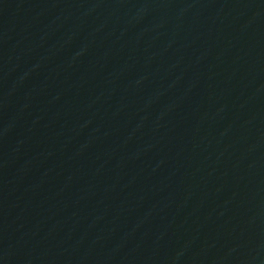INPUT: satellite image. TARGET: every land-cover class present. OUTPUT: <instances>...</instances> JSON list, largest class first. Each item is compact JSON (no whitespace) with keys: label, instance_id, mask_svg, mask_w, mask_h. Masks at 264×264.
<instances>
[{"label":"water","instance_id":"water-1","mask_svg":"<svg viewBox=\"0 0 264 264\" xmlns=\"http://www.w3.org/2000/svg\"><path fill=\"white\" fill-rule=\"evenodd\" d=\"M0 264H264V0H0Z\"/></svg>","mask_w":264,"mask_h":264}]
</instances>
